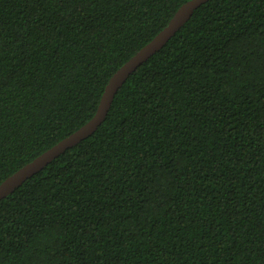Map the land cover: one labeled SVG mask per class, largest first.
Segmentation results:
<instances>
[{"label": "trees", "instance_id": "1", "mask_svg": "<svg viewBox=\"0 0 264 264\" xmlns=\"http://www.w3.org/2000/svg\"><path fill=\"white\" fill-rule=\"evenodd\" d=\"M185 1L0 0V182ZM0 264H264V0L200 4L1 198Z\"/></svg>", "mask_w": 264, "mask_h": 264}, {"label": "water", "instance_id": "2", "mask_svg": "<svg viewBox=\"0 0 264 264\" xmlns=\"http://www.w3.org/2000/svg\"><path fill=\"white\" fill-rule=\"evenodd\" d=\"M205 1L186 0L183 2L173 13L167 24L113 72L104 87L95 113L86 122L39 153L32 160L20 166L0 182V199L8 195L68 147L73 146L94 132L105 118L116 92L128 76L158 51L190 18L193 11Z\"/></svg>", "mask_w": 264, "mask_h": 264}]
</instances>
